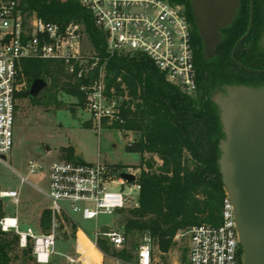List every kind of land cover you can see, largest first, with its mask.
<instances>
[{"label": "built area", "instance_id": "2783aa9c", "mask_svg": "<svg viewBox=\"0 0 264 264\" xmlns=\"http://www.w3.org/2000/svg\"><path fill=\"white\" fill-rule=\"evenodd\" d=\"M93 16L95 26L106 34V54L85 52V28L71 23L63 26L47 22L24 12L19 0H0V163L14 149L17 95L25 59L62 62L68 74L83 81V108L98 130L112 129L121 120V104L107 88L106 72L116 54H140L148 57L166 75L168 82L188 94L197 91V69L191 24L183 6L168 0H79ZM10 168V166H9ZM28 174L46 173V188L29 182L28 176L17 171L21 184H29L49 202L52 214L48 233H36L21 227L18 207L20 190L0 191V230L20 237L21 248L33 243L37 264H49L58 255V231L70 223L81 230L80 221H93L100 215H115L132 207H140L142 186L137 171L124 172L107 164H77L56 161L45 164L32 159ZM128 173L134 182L118 176ZM8 200L16 211L7 215ZM97 247L99 239H107L114 248L123 249L127 238L124 231L110 229L93 233ZM189 238L188 264H242L243 254L236 230L233 204L226 197L219 225L202 224L178 234ZM153 240L146 235L136 251L134 264H154Z\"/></svg>", "mask_w": 264, "mask_h": 264}, {"label": "trees", "instance_id": "16d2710c", "mask_svg": "<svg viewBox=\"0 0 264 264\" xmlns=\"http://www.w3.org/2000/svg\"><path fill=\"white\" fill-rule=\"evenodd\" d=\"M168 1L184 7L195 29L193 45L197 91L188 94L171 84L153 61L140 54L114 55L106 72L107 88L109 91L115 89L121 104V120L112 129L119 130L126 137L129 132L136 133L138 141L129 150L141 155L138 167L142 186L140 207L122 212L119 227L126 238L129 235H150L154 246L163 255L177 245L175 238L179 233L202 224L219 225L222 221L227 197L219 168L220 142L224 139V133L212 93L228 86L258 87L254 85L255 81L264 77V74L247 72L237 64L240 62L248 68L264 70V49L260 45L264 33V0H255L252 31L235 53L237 62L232 60L231 53L249 27L248 0L233 23L222 31V41L213 60L204 58L191 1ZM19 2L24 12L35 13L47 22L63 26L71 23L83 25L95 52L100 56L106 54V34L95 26L92 14L79 0ZM31 60L27 64L34 63L36 70L30 71L27 64L22 67V74L30 82L29 87L35 79L46 81L49 76L54 79L53 90L57 93L59 76L66 72L64 64L50 60V65L43 70V61ZM39 64L40 67L37 66ZM82 83H66L63 88L67 94L78 99L79 105L84 103ZM28 94L19 95L24 98ZM31 99L36 103L38 97ZM0 213L4 215L1 204ZM51 222V211L46 209L41 217L43 233L50 231ZM77 231V226L72 225L73 238L67 235L63 238L66 241L75 239ZM97 248L105 257H113L124 264L137 261L131 251L125 248L116 251L107 239H99ZM138 248L134 243L132 249ZM188 252L184 250L185 262H188ZM53 258L49 264H54ZM0 264H37L33 256V243L29 241L26 248H21L17 234L0 230Z\"/></svg>", "mask_w": 264, "mask_h": 264}, {"label": "rangeland", "instance_id": "374dc122", "mask_svg": "<svg viewBox=\"0 0 264 264\" xmlns=\"http://www.w3.org/2000/svg\"><path fill=\"white\" fill-rule=\"evenodd\" d=\"M85 52L88 55L95 52L87 34H85ZM29 61L33 60H23L22 67ZM41 61H43L41 69L45 70L50 65V60ZM37 66L40 67V64ZM28 68L30 71L37 69L34 63L28 65ZM46 82L48 87L39 94L37 102L34 103L29 94L24 98L19 95L29 93L31 89L27 76L21 74L17 96L15 145L6 157V165L0 163V191L20 190L21 192L18 210L24 231H27L29 227L36 231L37 215L40 211L49 209L46 197L33 186L21 184L20 178L13 171L28 176L32 185L46 188L47 184L44 180L46 173L28 174L27 164L32 159L41 160L45 164L56 161L72 163L80 161L84 164L101 162L124 172L137 171L140 174L138 167L141 164V155L129 150L138 141L136 133L129 132L126 137L117 129H96L90 115L84 111L83 105H79L78 99L67 94L63 89L66 83L77 82L75 76L68 74L67 71L59 76L57 93L53 90L54 79L48 76ZM77 151L80 155H77ZM5 203L7 215H14L15 207H12L8 200H5ZM130 209H132L131 206L115 215H100L93 221H80L83 232L78 230L75 239L70 241H66L63 237L67 235L73 238L72 225L64 224L58 231L56 246L58 255L53 258L54 264H118L117 259L105 257L98 250L93 243V233L110 229L121 230L119 224L122 220V212ZM143 239L144 237L129 235L124 248L131 251L137 258V250H133L132 246L134 243L138 246L142 245ZM175 241L177 245L164 255L159 253L157 247L152 244L155 249L154 264H188L183 260L186 254L184 250H189L188 235L175 238Z\"/></svg>", "mask_w": 264, "mask_h": 264}, {"label": "water", "instance_id": "95a60500", "mask_svg": "<svg viewBox=\"0 0 264 264\" xmlns=\"http://www.w3.org/2000/svg\"><path fill=\"white\" fill-rule=\"evenodd\" d=\"M190 1L205 57L212 59L217 55L222 31L238 14L240 0ZM253 21L252 3L249 28L231 53L235 62V53L250 35ZM260 45L264 49V34ZM237 64L248 72L264 74V70L256 71ZM47 87L44 79H35L29 96L35 99ZM213 102L219 109L224 133L220 142L219 168L226 195L234 208L242 264H264V85L257 88L228 86L225 92L213 98ZM77 155H80L79 151ZM118 176L129 182L136 180L128 173H119Z\"/></svg>", "mask_w": 264, "mask_h": 264}, {"label": "flooded vegetation", "instance_id": "af4514ba", "mask_svg": "<svg viewBox=\"0 0 264 264\" xmlns=\"http://www.w3.org/2000/svg\"><path fill=\"white\" fill-rule=\"evenodd\" d=\"M246 1L247 0H240V9L239 10H241L242 9V7L244 6V5H246ZM249 1V11H250V18H251V11H252V3H253V10H254V15H255V0H248ZM264 5V4H263ZM193 12V11H192ZM253 23H254V21H253ZM250 24V23H249ZM253 27V26H252ZM191 28H192V36H193V34H194V31H195V29H194V27L193 26H191ZM197 28V27H196ZM249 28V27H248ZM198 31V30H197ZM252 31V30H251ZM198 34H199V32H198ZM264 34V33H263ZM200 36V35H199ZM201 38V37H200ZM262 39V38H261ZM202 40V39H201ZM202 43H203V41H202ZM203 54H204V58L206 59V60H213L215 57H213L212 59H207L206 57H205V52H204V45H203ZM240 63V62H239ZM242 64V63H241ZM239 66V65H238ZM245 66V65H244ZM240 67V66H239ZM247 67V66H246ZM242 68V67H241ZM251 69V68H250ZM245 70V69H244ZM252 70H256V69H252ZM257 71V70H256ZM248 72V71H247ZM250 73H253V72H250ZM253 74H260V73H253ZM254 85H256V86H258V87H261V86H263L264 85V77L262 78V80H256L255 81V83H254ZM250 87V86H249ZM257 88V87H256ZM220 92H225V87H223V88H221V89H216L213 93H212V98H214L216 95H218V93H220Z\"/></svg>", "mask_w": 264, "mask_h": 264}, {"label": "crops", "instance_id": "0c3cea01", "mask_svg": "<svg viewBox=\"0 0 264 264\" xmlns=\"http://www.w3.org/2000/svg\"><path fill=\"white\" fill-rule=\"evenodd\" d=\"M36 212H39L38 210H36ZM43 212H44V210L43 211H40V213L37 215V217H38V225H36V227L37 228H39V230L36 228V233H38V232H40V233H43L42 232V229H41V217H42V214H43ZM19 218H20V215H19ZM20 222H21V220H20ZM21 227H22V224H21ZM29 228H31V227H29ZM32 229V228H31ZM33 230V229H32ZM38 231V232H37ZM118 262V264H121V262L120 261H117ZM124 264V263H123Z\"/></svg>", "mask_w": 264, "mask_h": 264}]
</instances>
